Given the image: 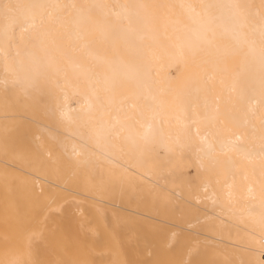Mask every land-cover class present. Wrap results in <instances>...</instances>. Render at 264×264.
<instances>
[{"label": "bare ground", "instance_id": "6f19581e", "mask_svg": "<svg viewBox=\"0 0 264 264\" xmlns=\"http://www.w3.org/2000/svg\"><path fill=\"white\" fill-rule=\"evenodd\" d=\"M264 0H0V264H264Z\"/></svg>", "mask_w": 264, "mask_h": 264}, {"label": "rangeland", "instance_id": "374dc122", "mask_svg": "<svg viewBox=\"0 0 264 264\" xmlns=\"http://www.w3.org/2000/svg\"><path fill=\"white\" fill-rule=\"evenodd\" d=\"M263 258H264V255H263Z\"/></svg>", "mask_w": 264, "mask_h": 264}]
</instances>
